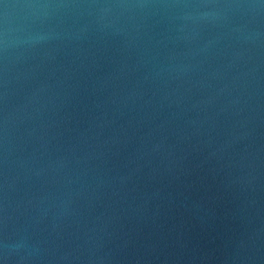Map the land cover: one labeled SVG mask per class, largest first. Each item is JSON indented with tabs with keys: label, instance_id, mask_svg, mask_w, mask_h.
Wrapping results in <instances>:
<instances>
[{
	"label": "water",
	"instance_id": "95a60500",
	"mask_svg": "<svg viewBox=\"0 0 264 264\" xmlns=\"http://www.w3.org/2000/svg\"><path fill=\"white\" fill-rule=\"evenodd\" d=\"M0 264H264V0H0Z\"/></svg>",
	"mask_w": 264,
	"mask_h": 264
}]
</instances>
